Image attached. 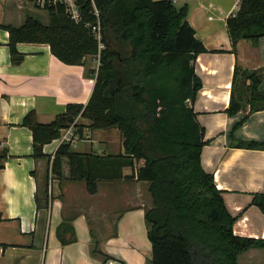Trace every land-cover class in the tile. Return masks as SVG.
<instances>
[{
    "label": "trees",
    "instance_id": "obj_1",
    "mask_svg": "<svg viewBox=\"0 0 264 264\" xmlns=\"http://www.w3.org/2000/svg\"><path fill=\"white\" fill-rule=\"evenodd\" d=\"M76 4L79 21L59 1L44 6L48 24L29 16L19 27L4 26L10 33L13 64L24 60L18 44L31 42L47 43L62 62L82 65L87 56L93 60L98 56L99 43L88 25L98 19L95 8L100 12L105 48L99 68L88 70L96 80L92 96L86 105L69 104L50 123H41L35 111L25 116L22 125L32 131L33 156L47 158L45 145L78 118L89 121L76 124L78 133L85 128H118L124 152L78 153L71 149L72 143H65L49 161L53 174L62 177L66 158L71 178L85 179L93 194L99 180L123 178L124 168L134 169L136 161L144 160L137 175L149 183L152 201L145 214L151 264H238L244 251L264 247V239L235 234L237 217L229 211L214 174L202 165L208 141L191 103L202 88L195 61L208 49L188 21V6L178 7L172 0H77ZM227 28L232 52L237 53L241 40L257 43L264 37V0H242L227 18ZM263 79L261 70L237 64L227 112L237 113L244 102L250 104V112L264 109ZM231 138L235 147L264 150V141L236 140L233 132ZM8 157L7 150L0 154V168ZM253 203L264 212V195L256 194ZM93 254L104 261L111 258L97 243Z\"/></svg>",
    "mask_w": 264,
    "mask_h": 264
},
{
    "label": "crops",
    "instance_id": "obj_2",
    "mask_svg": "<svg viewBox=\"0 0 264 264\" xmlns=\"http://www.w3.org/2000/svg\"><path fill=\"white\" fill-rule=\"evenodd\" d=\"M172 1L188 6V21L208 49L195 61L202 88L191 103L208 141L202 165L214 174L229 211L237 217L235 234L264 239V212L253 203L256 194L264 195V150L235 147L231 138L233 132L236 140L264 141V109L250 112L244 102L237 113L227 112L236 65L264 75V37L257 43L241 40L237 53L232 52L227 18L242 0ZM42 9L38 0H0V154L9 153L0 168V264H151L145 214L152 201L149 183L137 175L144 160L136 161L134 169L124 168L123 178L99 180L91 194L85 179L71 178L66 158L63 176L53 174L52 159L62 134L45 145L47 158L33 156L32 131L22 125L25 116L35 111L41 123H50L69 104L86 105L96 82L88 74L96 60L87 56L82 65L66 64L47 43L20 42L24 60L12 63L10 33L4 26L19 27L29 16L38 18ZM43 22L49 23V14ZM78 123L89 121L78 118L77 133ZM78 134L71 144L75 152H124L118 128H85ZM77 142L82 144L77 147ZM96 243L109 260L94 256ZM238 264H264V247L244 251Z\"/></svg>",
    "mask_w": 264,
    "mask_h": 264
},
{
    "label": "built area",
    "instance_id": "obj_3",
    "mask_svg": "<svg viewBox=\"0 0 264 264\" xmlns=\"http://www.w3.org/2000/svg\"><path fill=\"white\" fill-rule=\"evenodd\" d=\"M59 1L66 3L68 7V11L70 12L72 19L76 21H79L81 19V14L76 4L77 0H38L39 4L42 6H45L47 2L57 3ZM95 14L98 17L96 23L89 24L88 26L92 28V32L94 33L95 38L97 39L99 43V53L96 58V69H98L100 65L101 51L105 48V44L103 42V32H102V26L100 22V12L97 8H95ZM75 123H73L70 127L62 130V133H61L62 135L60 137L61 144L72 143L73 141H76L80 138L79 134L77 133Z\"/></svg>",
    "mask_w": 264,
    "mask_h": 264
},
{
    "label": "rangeland",
    "instance_id": "obj_4",
    "mask_svg": "<svg viewBox=\"0 0 264 264\" xmlns=\"http://www.w3.org/2000/svg\"><path fill=\"white\" fill-rule=\"evenodd\" d=\"M38 18H40L43 21H46L48 18V12L44 9H42V13L38 14ZM81 142H77L75 146L78 147V145H81Z\"/></svg>",
    "mask_w": 264,
    "mask_h": 264
},
{
    "label": "water",
    "instance_id": "obj_5",
    "mask_svg": "<svg viewBox=\"0 0 264 264\" xmlns=\"http://www.w3.org/2000/svg\"><path fill=\"white\" fill-rule=\"evenodd\" d=\"M187 104L190 105V101H188Z\"/></svg>",
    "mask_w": 264,
    "mask_h": 264
}]
</instances>
